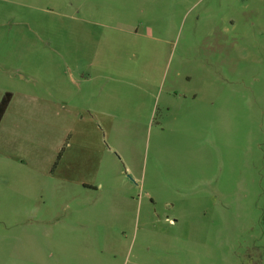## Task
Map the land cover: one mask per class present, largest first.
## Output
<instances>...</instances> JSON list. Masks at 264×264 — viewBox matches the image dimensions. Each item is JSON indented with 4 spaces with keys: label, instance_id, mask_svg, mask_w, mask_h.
Segmentation results:
<instances>
[{
    "label": "rangeland",
    "instance_id": "obj_1",
    "mask_svg": "<svg viewBox=\"0 0 264 264\" xmlns=\"http://www.w3.org/2000/svg\"><path fill=\"white\" fill-rule=\"evenodd\" d=\"M98 85L80 205L104 196V217L85 222L44 181L65 172L56 104L81 116ZM5 93L40 102L0 128V244L35 264H264V0H0ZM80 224L110 231L70 248Z\"/></svg>",
    "mask_w": 264,
    "mask_h": 264
},
{
    "label": "crops",
    "instance_id": "obj_2",
    "mask_svg": "<svg viewBox=\"0 0 264 264\" xmlns=\"http://www.w3.org/2000/svg\"><path fill=\"white\" fill-rule=\"evenodd\" d=\"M99 87L100 86L98 85L97 89L90 96V98L92 97L94 99L92 107L84 110L81 116H78V114L75 112L77 109L72 106L68 107L67 109L60 110L56 104L57 109L53 111L54 117H57L55 120H63L68 124L66 127L64 125L59 128L58 137L55 139L56 151L59 150L62 145L64 146V148L61 150L63 153L60 156L56 170L58 168L64 167L63 169L65 172L64 177L51 175L50 178H45L44 181L45 185L48 186L64 187L66 190L65 193L68 194L73 201L75 200L74 202H71L70 206H68L70 213L73 212V216L76 214L77 218H81L85 222L88 218L87 216L89 215L93 220H98L99 217H104V196H96L91 198V200L94 198L93 201H95L92 205L91 211H87L86 207L82 208L80 205L83 204L82 199L89 201L87 194H95L100 188V185H98L96 190L91 189L95 186V175L102 164L105 153L103 141V131L105 128V125L103 124L104 113L98 109L101 107L100 105L103 104V90L100 89L99 91ZM11 95L12 97L10 103L0 121V128L2 127L3 123H6L8 120L16 122V119H18L23 114V109L25 106H35L40 102V100L35 97H30L21 93H11ZM46 105L49 106L48 103ZM62 111L64 112L62 113ZM78 121L80 123V125H78L79 129L74 130V127ZM112 121L113 119H111V123ZM91 129L95 131V134H92V138H94L96 141V146H90L87 143V140L90 136L89 131ZM84 194L85 196H83ZM127 216L128 213L125 212L124 204L118 206L116 218L121 220L126 219ZM106 230L110 231V229L104 227H89L83 224L68 228L66 230V232H68L67 235L69 236L67 246L70 248L79 247L78 245H83V241H88L90 231L94 232V234H100L99 232L102 234V231ZM121 230L122 229H120V231ZM31 231L36 230L32 229ZM51 231L55 232L56 229H51ZM103 234L105 233L103 232ZM73 241L75 242L73 243ZM25 247L26 245H24V243H20L18 241L16 242L13 238H11V242H7L5 238L0 244V251L7 255L4 256V258H0V264H35L33 260H29V257L24 250ZM82 263L83 261L79 262V264Z\"/></svg>",
    "mask_w": 264,
    "mask_h": 264
},
{
    "label": "trees",
    "instance_id": "obj_3",
    "mask_svg": "<svg viewBox=\"0 0 264 264\" xmlns=\"http://www.w3.org/2000/svg\"><path fill=\"white\" fill-rule=\"evenodd\" d=\"M11 97V93H5L2 99L0 100V121L10 103Z\"/></svg>",
    "mask_w": 264,
    "mask_h": 264
}]
</instances>
